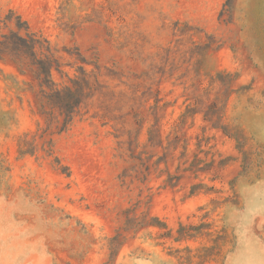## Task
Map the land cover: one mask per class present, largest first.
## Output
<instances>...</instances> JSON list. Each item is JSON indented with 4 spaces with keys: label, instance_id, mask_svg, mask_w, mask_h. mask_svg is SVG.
<instances>
[{
    "label": "rangeland",
    "instance_id": "1",
    "mask_svg": "<svg viewBox=\"0 0 264 264\" xmlns=\"http://www.w3.org/2000/svg\"><path fill=\"white\" fill-rule=\"evenodd\" d=\"M10 34L91 97L59 132L0 57V264H264V0H0Z\"/></svg>",
    "mask_w": 264,
    "mask_h": 264
},
{
    "label": "trees",
    "instance_id": "2",
    "mask_svg": "<svg viewBox=\"0 0 264 264\" xmlns=\"http://www.w3.org/2000/svg\"><path fill=\"white\" fill-rule=\"evenodd\" d=\"M38 44L32 35H3L0 37V57L8 56L21 73L30 74L38 88L36 99L40 114L48 127L61 118L59 132H62L78 114L80 106L91 97V87L82 78L74 81L72 88L58 89L51 80V70L57 68L56 63L48 55L38 57L35 51Z\"/></svg>",
    "mask_w": 264,
    "mask_h": 264
}]
</instances>
